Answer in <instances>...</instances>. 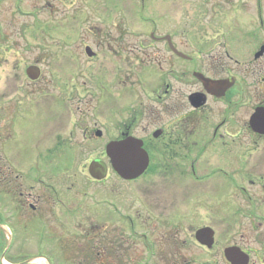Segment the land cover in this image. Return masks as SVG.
Returning <instances> with one entry per match:
<instances>
[{
	"label": "rangeland",
	"instance_id": "obj_1",
	"mask_svg": "<svg viewBox=\"0 0 264 264\" xmlns=\"http://www.w3.org/2000/svg\"><path fill=\"white\" fill-rule=\"evenodd\" d=\"M236 4L234 0H0V48L7 58L0 63V224L9 234L0 227V264L31 260L32 264H228L225 248L242 245L239 190L246 189L235 183L240 179L229 169L220 168L216 178L204 180L203 186L208 183L214 189V179L227 180L232 190L231 202L215 215L220 220L206 221L208 208L194 207L199 212L192 209L189 215L187 206L161 200L165 178L171 176L163 174L158 157L154 167L135 181L120 179L109 166L107 179L98 183L90 177L89 165L100 159L106 141L56 142L43 136L50 124L67 119L62 109L69 94L81 98L102 88L108 93L106 101L121 110L130 101L125 93L137 91L140 80L148 82L147 89L153 87L158 71L144 75L143 67L122 69L114 81L111 67L123 64L126 55L164 54L156 42H167V36L198 57L207 56L221 42L264 41V33L262 39L254 33ZM86 46L98 57L89 61ZM232 47L238 55L240 44ZM36 63L43 70L38 89L28 85L31 80L26 76ZM18 75L21 90L11 95L6 86L14 85ZM117 88L120 96L115 99ZM238 148L242 149L241 143L231 146ZM213 188L209 195L199 190L198 199L205 202L209 196L214 201ZM205 225L216 231L210 252L191 237ZM142 234L158 246L156 255L146 252ZM2 255L6 257L1 262Z\"/></svg>",
	"mask_w": 264,
	"mask_h": 264
},
{
	"label": "flooded vegetation",
	"instance_id": "obj_2",
	"mask_svg": "<svg viewBox=\"0 0 264 264\" xmlns=\"http://www.w3.org/2000/svg\"><path fill=\"white\" fill-rule=\"evenodd\" d=\"M234 1L237 3L236 10L248 18L254 33L262 39L264 0ZM241 20L238 19L239 24ZM165 40L167 42H156L162 45L164 54L126 55L121 60L124 65L116 63L111 67L114 81L122 69L129 72L132 67H143L144 75L158 71L159 79L152 81L153 87L147 89L148 82L140 80L141 87L137 91L128 89L129 92L125 93L130 95V101L121 110L117 109L115 102L109 104L106 101L108 93L103 92L102 88L97 94L90 93V96L81 98L69 94L62 109L67 119L50 124L43 138L48 137L56 142L106 141L101 147L102 153L98 160L106 163L107 177L109 166L112 168L107 154L109 144H142L149 158L146 172L154 167L158 157L163 174L171 176L165 178L164 187L160 191L161 200L170 206H187L189 215L194 207L208 208L210 214H206V221L220 220L215 215L220 214L224 206L231 202L232 190L227 180L214 179L215 189L208 183L203 186L204 180L216 178L220 168L229 169L240 179L241 183H235L246 189L243 192L239 190L242 202L238 209L242 223V245L226 247L223 252L225 260L232 264L226 257V250L238 249V264H264V41L221 42L207 56L198 57L187 54L182 44L173 42L170 36ZM232 43L240 44V49L236 50L238 55ZM5 52L0 48V63L7 61ZM85 53L89 61L98 57L90 46L85 47ZM199 59L206 64H202ZM31 67L33 75L39 73L37 67L40 69V77L31 79L28 85L38 89L43 70L38 63ZM26 76L29 78L27 71ZM16 77L14 85L6 86L11 95L17 94L22 87L19 85L21 77ZM115 95V99L120 96L119 89ZM93 99L95 102H92ZM109 126L113 129L112 136L108 134ZM235 143H241L242 149L232 150L231 146L234 148ZM164 162H167L165 166L162 165ZM7 176H4V185L8 184ZM106 179L93 180L101 183ZM169 183L171 185L167 187ZM211 188L216 197L214 201L209 196L205 202L198 199L199 190L209 195ZM29 206L36 209V205ZM194 210L199 212L198 209ZM115 212L118 214L117 207ZM0 227L9 236L2 224ZM205 229L214 231V244L211 248L199 239V231ZM191 237L207 252L215 248L216 231L211 225L199 227ZM141 238L146 252L156 255L158 246L150 243L146 234H142ZM248 239L252 242L245 244ZM102 252L104 256L105 250ZM97 255L103 257L101 252H97ZM5 257L1 256V262Z\"/></svg>",
	"mask_w": 264,
	"mask_h": 264
},
{
	"label": "water",
	"instance_id": "obj_3",
	"mask_svg": "<svg viewBox=\"0 0 264 264\" xmlns=\"http://www.w3.org/2000/svg\"><path fill=\"white\" fill-rule=\"evenodd\" d=\"M32 79L39 78V73L32 74V68L28 70ZM110 163L117 174L124 180L130 181L141 177L147 170L149 158L142 149V144L137 142L111 143L107 148ZM90 174L96 180H103L107 176V165L99 160L91 163ZM199 239L202 244L212 247L214 244V231L205 229L199 231ZM226 257L232 264H238L239 250H226Z\"/></svg>",
	"mask_w": 264,
	"mask_h": 264
},
{
	"label": "bare ground",
	"instance_id": "obj_4",
	"mask_svg": "<svg viewBox=\"0 0 264 264\" xmlns=\"http://www.w3.org/2000/svg\"><path fill=\"white\" fill-rule=\"evenodd\" d=\"M41 261V263H43L44 261L43 260H40Z\"/></svg>",
	"mask_w": 264,
	"mask_h": 264
}]
</instances>
